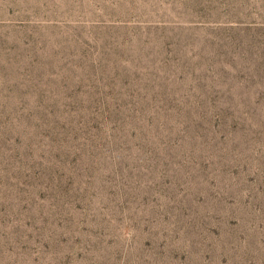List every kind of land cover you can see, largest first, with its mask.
<instances>
[{"label": "rangeland", "instance_id": "obj_1", "mask_svg": "<svg viewBox=\"0 0 264 264\" xmlns=\"http://www.w3.org/2000/svg\"><path fill=\"white\" fill-rule=\"evenodd\" d=\"M0 264H264V0H0Z\"/></svg>", "mask_w": 264, "mask_h": 264}]
</instances>
